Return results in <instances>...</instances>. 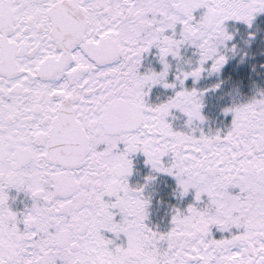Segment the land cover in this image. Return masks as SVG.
Wrapping results in <instances>:
<instances>
[{
  "label": "snow or ice",
  "instance_id": "1",
  "mask_svg": "<svg viewBox=\"0 0 264 264\" xmlns=\"http://www.w3.org/2000/svg\"><path fill=\"white\" fill-rule=\"evenodd\" d=\"M0 264H264V0H0Z\"/></svg>",
  "mask_w": 264,
  "mask_h": 264
}]
</instances>
